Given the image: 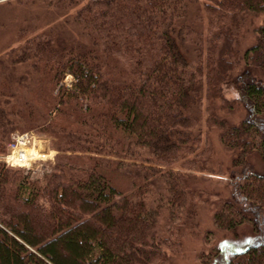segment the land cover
<instances>
[{"label":"trees","instance_id":"trees-1","mask_svg":"<svg viewBox=\"0 0 264 264\" xmlns=\"http://www.w3.org/2000/svg\"><path fill=\"white\" fill-rule=\"evenodd\" d=\"M24 4L46 15L20 28L23 42L0 60V154L13 131L33 128L58 154L43 179L0 162V264H173L209 197L188 174L212 173L201 110L226 149L264 163V86L251 78L264 76V0ZM51 14L64 19L43 24ZM247 14L263 19L241 55ZM230 81L250 109L237 125L224 116ZM234 188L264 215V175L244 174ZM213 221L234 232L253 220L225 199ZM223 264H264V236Z\"/></svg>","mask_w":264,"mask_h":264},{"label":"rangeland","instance_id":"rangeland-1","mask_svg":"<svg viewBox=\"0 0 264 264\" xmlns=\"http://www.w3.org/2000/svg\"><path fill=\"white\" fill-rule=\"evenodd\" d=\"M36 15L44 17L46 12L39 8L26 6L24 0H0V60L6 59L5 53L9 49L15 48L23 42L17 38V31L20 28L31 26ZM62 19L64 17L54 18V14H51L49 19L46 17V20L41 22L44 24L48 21L46 24H53L56 20ZM262 19V15L252 14H247L242 18L240 37L236 44L241 55L255 43L254 29L262 23ZM73 29L76 30L75 27L69 28L68 32L71 35ZM75 30L74 32L77 33ZM18 72L20 74V71ZM251 78L264 86V76L259 71H254ZM2 79L3 74L0 66V81ZM72 80L70 75H66L62 83L69 87ZM222 93L224 98L232 104L230 113L224 115L231 125H237L250 117V109L242 100L240 84L237 81H230L225 84ZM205 117L201 110L200 144L203 147L207 144L211 146L212 173L188 172V174L192 178L191 187L198 191H206L209 197L208 200L200 202L194 219V230L185 232V236L182 238L181 253L171 255L173 264H200V259L206 262L214 261L215 264H223L231 252L238 251L248 243L255 242L264 236V215L256 205L244 201L241 197H235L234 188V183L244 174L254 173L263 176L264 163L257 155L236 156L235 152L226 149L219 139L220 131L216 128L207 129L204 126ZM21 132L32 135V142L27 145H20L19 148L30 154H35L39 159L31 160L27 167L15 166L14 168L22 170L24 174H29L31 179H43L44 175L51 172L56 162L55 156L58 152L54 147V139L40 132L37 128L24 131L15 130L12 132V137L16 134H22ZM9 147L5 154H0V159L2 156L11 154ZM225 199L237 202L253 221L240 225L234 232L219 230L214 224L213 214L219 208L221 200Z\"/></svg>","mask_w":264,"mask_h":264},{"label":"built area","instance_id":"built-area-1","mask_svg":"<svg viewBox=\"0 0 264 264\" xmlns=\"http://www.w3.org/2000/svg\"><path fill=\"white\" fill-rule=\"evenodd\" d=\"M32 139V135H29V133H22V134H16L12 137L13 143L10 145L11 148V154L5 155L1 157V161H3L8 166H21L20 164H15L13 161L16 160L17 157L23 156L22 154L24 152L18 150H21L20 145H27L29 144ZM16 149V151H14ZM15 152V155H14ZM9 157H12V159H8ZM31 162H29L30 164Z\"/></svg>","mask_w":264,"mask_h":264},{"label":"bare ground","instance_id":"bare-ground-1","mask_svg":"<svg viewBox=\"0 0 264 264\" xmlns=\"http://www.w3.org/2000/svg\"><path fill=\"white\" fill-rule=\"evenodd\" d=\"M20 151L24 152L22 154L23 156L20 155V157H17L16 160L13 161L15 164H20L21 166H28L31 160L39 159V157H37L35 154H30L27 151L22 150V149L18 150V152ZM8 159H12V157H9Z\"/></svg>","mask_w":264,"mask_h":264}]
</instances>
